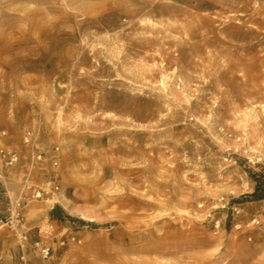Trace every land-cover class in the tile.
<instances>
[{
	"label": "rangeland",
	"instance_id": "obj_1",
	"mask_svg": "<svg viewBox=\"0 0 264 264\" xmlns=\"http://www.w3.org/2000/svg\"><path fill=\"white\" fill-rule=\"evenodd\" d=\"M1 149L0 254L264 264V0H0Z\"/></svg>",
	"mask_w": 264,
	"mask_h": 264
},
{
	"label": "crops",
	"instance_id": "obj_2",
	"mask_svg": "<svg viewBox=\"0 0 264 264\" xmlns=\"http://www.w3.org/2000/svg\"><path fill=\"white\" fill-rule=\"evenodd\" d=\"M24 239L25 240L19 242L13 248L4 245L3 241V252L0 254V264H32V261L35 258V252L33 249L34 242L28 235H25Z\"/></svg>",
	"mask_w": 264,
	"mask_h": 264
},
{
	"label": "built area",
	"instance_id": "obj_3",
	"mask_svg": "<svg viewBox=\"0 0 264 264\" xmlns=\"http://www.w3.org/2000/svg\"><path fill=\"white\" fill-rule=\"evenodd\" d=\"M29 135L31 133H28ZM29 136L26 137V140L28 141ZM1 156L4 158L6 164H12L13 162L18 160V155L16 152L12 151V152H8L6 149H1L0 150ZM41 156H39L40 158ZM56 163V162H55ZM49 186L47 188H39L38 190H36L35 193H33L34 197H40L42 196L43 193H50L54 188H59V185H52V182H50V184H48ZM27 189H31V185L27 186ZM7 222L11 224V226L15 229L20 228L21 226H23L22 223V216H21V211L15 209L12 213L11 216L7 219ZM21 236H23L25 238V235H23V232L20 233ZM49 250L50 248H44L42 250L43 253H45V255L49 254Z\"/></svg>",
	"mask_w": 264,
	"mask_h": 264
},
{
	"label": "trees",
	"instance_id": "obj_4",
	"mask_svg": "<svg viewBox=\"0 0 264 264\" xmlns=\"http://www.w3.org/2000/svg\"><path fill=\"white\" fill-rule=\"evenodd\" d=\"M258 175L260 177H257ZM253 178L256 182V187L254 192L250 194V196L254 199H264V174H254Z\"/></svg>",
	"mask_w": 264,
	"mask_h": 264
},
{
	"label": "bare ground",
	"instance_id": "obj_5",
	"mask_svg": "<svg viewBox=\"0 0 264 264\" xmlns=\"http://www.w3.org/2000/svg\"><path fill=\"white\" fill-rule=\"evenodd\" d=\"M60 204H62L66 209L68 210H73V205L71 203V201L65 197V196H61L58 199H56ZM82 217L83 218H88L90 220H93L94 218L88 214L82 213Z\"/></svg>",
	"mask_w": 264,
	"mask_h": 264
}]
</instances>
